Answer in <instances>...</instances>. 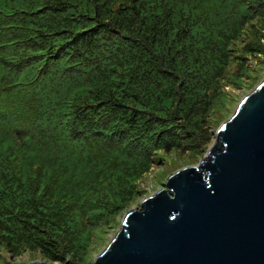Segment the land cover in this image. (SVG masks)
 Masks as SVG:
<instances>
[{
	"label": "trees",
	"instance_id": "trees-1",
	"mask_svg": "<svg viewBox=\"0 0 264 264\" xmlns=\"http://www.w3.org/2000/svg\"><path fill=\"white\" fill-rule=\"evenodd\" d=\"M254 19L264 0H0L1 239L84 258L160 151L205 146Z\"/></svg>",
	"mask_w": 264,
	"mask_h": 264
},
{
	"label": "water",
	"instance_id": "water-1",
	"mask_svg": "<svg viewBox=\"0 0 264 264\" xmlns=\"http://www.w3.org/2000/svg\"><path fill=\"white\" fill-rule=\"evenodd\" d=\"M94 263L264 264V79L217 129L204 161L129 210Z\"/></svg>",
	"mask_w": 264,
	"mask_h": 264
},
{
	"label": "rangeland",
	"instance_id": "rangeland-1",
	"mask_svg": "<svg viewBox=\"0 0 264 264\" xmlns=\"http://www.w3.org/2000/svg\"><path fill=\"white\" fill-rule=\"evenodd\" d=\"M233 52L235 60L220 84L225 93L224 100L220 101L219 106L211 109L204 123L207 130L204 136L205 146L199 152L188 148L170 152L160 151L151 169L138 179L140 188L130 206L127 209H122L113 219L101 223L99 228L92 231L94 233L84 258L73 253L69 260L57 259L47 262L41 251L38 250H33V252L27 249L13 251L7 240L1 239L4 237L0 236V264H29L32 261L40 260L48 264H95L97 255L103 252L119 231L124 215L129 210L138 209L140 202L145 197L151 196L160 188L165 187L168 177L178 169L187 165H199L204 161L214 144L217 129L233 116L243 97L264 79V22L261 19H254L247 25ZM242 65L245 66L244 69H242ZM235 76H241V81L236 80Z\"/></svg>",
	"mask_w": 264,
	"mask_h": 264
},
{
	"label": "bare ground",
	"instance_id": "bare-ground-1",
	"mask_svg": "<svg viewBox=\"0 0 264 264\" xmlns=\"http://www.w3.org/2000/svg\"><path fill=\"white\" fill-rule=\"evenodd\" d=\"M40 261H42V260H40Z\"/></svg>",
	"mask_w": 264,
	"mask_h": 264
}]
</instances>
